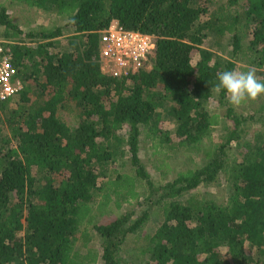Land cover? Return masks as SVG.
I'll list each match as a JSON object with an SVG mask.
<instances>
[{
	"label": "trees",
	"instance_id": "obj_1",
	"mask_svg": "<svg viewBox=\"0 0 264 264\" xmlns=\"http://www.w3.org/2000/svg\"><path fill=\"white\" fill-rule=\"evenodd\" d=\"M18 1L56 13L73 33L24 31L0 5L3 38L33 45H2L24 87L0 102V264H129L127 237L154 210L163 220L137 252L145 264H264V131L247 134L250 122L264 125V96L246 102L249 115L214 90L217 74L239 64L264 80V0ZM113 20L154 36L149 68L102 72L100 33ZM60 108L78 112V125L61 120ZM163 120L181 147L222 131L205 163L156 181L140 138L160 150L174 144ZM222 175L232 184L225 202L193 193ZM135 200L134 209L94 223L96 212Z\"/></svg>",
	"mask_w": 264,
	"mask_h": 264
},
{
	"label": "rangeland",
	"instance_id": "obj_2",
	"mask_svg": "<svg viewBox=\"0 0 264 264\" xmlns=\"http://www.w3.org/2000/svg\"><path fill=\"white\" fill-rule=\"evenodd\" d=\"M215 4L216 0H214V2H211V5ZM0 5H5L7 7L13 22L20 26L24 31L29 32L39 30L42 27L60 26L63 28V33L65 36H70V34L73 33V28L70 27L69 24H67L68 21L64 20V18L58 16L54 12H47L44 9L29 6L26 3L20 2L18 0H0ZM3 34V29H0V45H7L6 47H8V50H11V46H13L14 44L33 47L32 42L29 39L26 42H13L4 39L2 36ZM229 51L230 49L224 47L223 51L220 53H224L225 56H230ZM34 69L35 66L31 63L28 68L24 69V72H29ZM236 70L246 71L243 70L240 64ZM237 108L240 111H246V113L250 115V110L247 103H244ZM214 111L221 115L222 108H218L217 106L216 110ZM77 113L78 112H74L71 109L65 110L63 108H60L58 110V116L60 117V119L69 124L71 127H75L79 123ZM161 125H165V127H167V129L170 131V135L173 139L172 143H174L170 147H165L161 150L159 146L156 148L155 142L148 139L144 133H142L140 138V157L147 170L156 181L169 180L174 175H176L178 171L189 168L193 163H205L209 159V154L214 148V145L220 142L222 124L212 129L213 132L211 137L209 136L208 138H205L202 143L196 145V147L193 146L190 148L177 146L178 142H175L177 141V137H175L176 133L172 125L167 124V122L164 123V120L161 122ZM257 131H264L263 123L250 122L247 128L248 136L253 137ZM230 152L232 155L237 153L233 150H230ZM163 153H165V155ZM162 158H165L164 160L167 162V164H169L171 168L166 177H163L162 172L159 170ZM130 170L131 165L127 163L126 171ZM231 186V182L224 175H222L218 182L211 185H204L194 190L193 193L198 191L206 197L213 198L218 202L223 203L229 196ZM136 203V200L125 202L122 209H115V212H113L112 214L99 215V213L96 212L97 219H95L94 223H109L113 219L117 218L120 214L134 209ZM110 205L112 209L115 208L113 203H110ZM94 207H96V204H94ZM162 220L163 218L161 217V215L157 214L154 210L147 222L142 226V228L137 233L130 234L127 237V240L124 244V253L122 256L128 259L129 264H145L149 257L147 255H139L137 252L143 245L144 238L152 234L160 225ZM90 233L92 234L93 238V247L97 250L101 249L100 239L97 233L93 230V227L90 228Z\"/></svg>",
	"mask_w": 264,
	"mask_h": 264
},
{
	"label": "built area",
	"instance_id": "obj_3",
	"mask_svg": "<svg viewBox=\"0 0 264 264\" xmlns=\"http://www.w3.org/2000/svg\"><path fill=\"white\" fill-rule=\"evenodd\" d=\"M101 70L113 77H124L149 68L155 56L153 35L124 28L118 20L100 33ZM19 69L12 57L0 45V102L15 96L23 89L17 79Z\"/></svg>",
	"mask_w": 264,
	"mask_h": 264
},
{
	"label": "clouds",
	"instance_id": "obj_4",
	"mask_svg": "<svg viewBox=\"0 0 264 264\" xmlns=\"http://www.w3.org/2000/svg\"><path fill=\"white\" fill-rule=\"evenodd\" d=\"M214 90L217 93L223 92L230 105L239 107L264 96V80L258 78L254 66L246 71L224 70L217 74Z\"/></svg>",
	"mask_w": 264,
	"mask_h": 264
}]
</instances>
